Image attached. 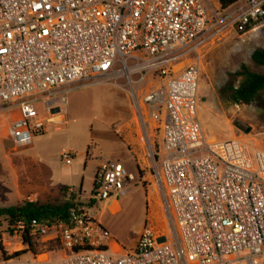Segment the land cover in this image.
I'll use <instances>...</instances> for the list:
<instances>
[{"label": "built area", "instance_id": "2783aa9c", "mask_svg": "<svg viewBox=\"0 0 264 264\" xmlns=\"http://www.w3.org/2000/svg\"><path fill=\"white\" fill-rule=\"evenodd\" d=\"M240 2L223 15L201 0H0V109L19 113L8 129L14 148L30 146L54 117L67 114L74 85L107 75L116 64L130 83L132 75L140 76L139 85L156 73L163 82L143 96L132 93L145 144L138 176L121 163L101 164L88 201L77 199L66 221L10 228L20 241L50 237L60 261L9 256L0 264H264V150L208 139L198 119L200 65L170 73L215 30L244 35L264 27V0ZM54 96L59 105L50 104ZM145 119L160 134L155 144ZM61 157L71 165V153ZM142 183L157 190L165 227L157 232L146 225L133 248L113 254L93 212ZM71 194L77 193L67 189L66 198Z\"/></svg>", "mask_w": 264, "mask_h": 264}, {"label": "rangeland", "instance_id": "374dc122", "mask_svg": "<svg viewBox=\"0 0 264 264\" xmlns=\"http://www.w3.org/2000/svg\"><path fill=\"white\" fill-rule=\"evenodd\" d=\"M201 1L209 11L223 15L243 3L223 9L218 0ZM260 49L264 50V27L244 35L215 30L207 37L197 55L191 54L170 69V73L174 74L189 63L197 62L200 65L198 119L208 139H238L264 150V90L248 106L232 103L227 90L238 86L241 78L236 73L242 65L251 72L264 74V69L255 67L250 58L254 51ZM133 64L135 62H128V66ZM139 78L132 75L130 80L133 83H130L121 65L116 64L111 73L88 83L74 85L66 96L67 115L64 118L54 117L52 123L46 124L45 131L35 135L32 144L24 148H14L8 137L10 114L0 109V208L19 204L14 184L6 172L8 166L17 171L21 193H41L40 201L60 199L62 185L66 190L80 192L84 199L82 202H87L97 168L104 163H121L128 173L137 177L136 167L137 163H143L145 152L142 149L145 144L135 117L132 93L143 96L163 84L159 73L154 74L153 79L151 74H147L143 82L137 85L135 83ZM60 99L51 97L53 101L50 104L59 105ZM40 110L43 115L45 110ZM146 127L149 140L155 144L160 135L152 132L155 124L147 119ZM130 136L139 142H135L137 156L129 154L127 150L129 146L126 140ZM89 151L88 158L86 153ZM65 153L73 154L71 167L64 165L61 156ZM140 176L148 179L144 170ZM153 193L152 185H136L117 198L122 206L121 211L113 215L106 209L102 210L100 204L93 215L113 242L130 250L149 223L146 198ZM13 226L7 219L0 218V263L16 253L20 255L13 259L21 263H27L35 256L39 260L49 259L51 263L61 260L62 253L57 252L58 246L50 237H31L33 249L30 251L23 240L9 234Z\"/></svg>", "mask_w": 264, "mask_h": 264}, {"label": "trees", "instance_id": "16d2710c", "mask_svg": "<svg viewBox=\"0 0 264 264\" xmlns=\"http://www.w3.org/2000/svg\"><path fill=\"white\" fill-rule=\"evenodd\" d=\"M220 6L225 9L230 7L240 0H218ZM251 62L255 67L264 69V50H256L251 54ZM237 77L241 78L238 86L227 88L229 99L235 105H251L258 94L264 90V74L251 72L248 67L242 65L236 73ZM89 157V152L86 153ZM66 189L62 190V199L47 203H37L24 201L18 205L0 208V218L7 219L9 224L17 222L37 221L40 223L64 222L68 219L70 209L75 205L77 196L71 194L66 198ZM23 242L29 246L31 251L32 243L28 236L23 237ZM19 253L13 257L19 256Z\"/></svg>", "mask_w": 264, "mask_h": 264}, {"label": "crops", "instance_id": "0c3cea01", "mask_svg": "<svg viewBox=\"0 0 264 264\" xmlns=\"http://www.w3.org/2000/svg\"><path fill=\"white\" fill-rule=\"evenodd\" d=\"M62 117L64 118L65 115L62 116ZM18 118H19V113L18 112L10 113V119H9L10 123L8 121V129H9V126L11 125V123L13 121L17 120ZM57 130H60V129H57ZM126 142H127L126 145L129 146V149L127 148L129 154L132 153L133 155L137 156L138 155V149L135 147V145H136L135 142L137 143L138 140L136 141V138H135V141H134V137L130 136V138H128L126 140ZM143 150L144 149H142V152H144ZM89 155H90V151H89ZM142 162L143 163H141V164L143 165L144 164V160ZM139 163H137V164H139ZM65 166L66 167H71L72 163H71L70 166H67V165H65ZM6 172L8 173L7 175L9 176V178H11V180H12V182L14 184L15 195H16L17 199L19 200L18 201L19 204L24 202V201L37 202V203H41L42 204V203H47V202H52V201H56V200H61L62 199V190L64 188H66V187H62V185L60 186V195H59V196H61L60 199H53V200L50 199V200L40 201L39 198H41L40 197L41 193H35V194L34 193H30L28 195L27 194L26 195L22 194L21 190H20L19 179H18L17 173H16L17 171L14 170L13 168H10V166H8L6 168ZM153 189H154V193L151 196L146 198L147 206H148V213H147L146 216H149L148 217L149 218V223L147 225L151 226L152 229H154L155 231L161 232L164 229V227H165V220H164V215H163V210H162V205H161V201H160V198H159V194H158L157 190L155 189V187H153ZM26 190H29V189H26ZM76 196H77L78 200L81 199L79 201L82 202L84 200V199H82V197L80 195V192L77 193ZM101 206H102V210L106 209L113 215L122 210V206H121L120 202L117 199H115V198L110 199V200L102 203ZM98 223L101 225V223L99 221H98ZM134 245H135V243H134ZM114 246L117 247V251H116V249H114ZM108 248H109V251L111 253H113V254H122V253H124L126 251L120 245H118L116 242H113L112 240H110V242L108 243ZM47 258H48V256H47Z\"/></svg>", "mask_w": 264, "mask_h": 264}, {"label": "bare ground", "instance_id": "6f19581e", "mask_svg": "<svg viewBox=\"0 0 264 264\" xmlns=\"http://www.w3.org/2000/svg\"><path fill=\"white\" fill-rule=\"evenodd\" d=\"M13 120V119H12ZM114 249H116V251H117V247L116 246H114ZM42 257V256H41ZM43 258V257H42ZM44 260V259H43Z\"/></svg>", "mask_w": 264, "mask_h": 264}]
</instances>
